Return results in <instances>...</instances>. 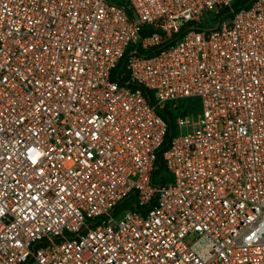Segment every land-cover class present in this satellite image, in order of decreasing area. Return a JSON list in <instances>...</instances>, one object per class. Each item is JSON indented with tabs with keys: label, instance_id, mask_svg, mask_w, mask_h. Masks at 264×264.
I'll list each match as a JSON object with an SVG mask.
<instances>
[{
	"label": "built area",
	"instance_id": "built-area-1",
	"mask_svg": "<svg viewBox=\"0 0 264 264\" xmlns=\"http://www.w3.org/2000/svg\"><path fill=\"white\" fill-rule=\"evenodd\" d=\"M234 2L0 0V264H264V0Z\"/></svg>",
	"mask_w": 264,
	"mask_h": 264
},
{
	"label": "trees",
	"instance_id": "trees-1",
	"mask_svg": "<svg viewBox=\"0 0 264 264\" xmlns=\"http://www.w3.org/2000/svg\"><path fill=\"white\" fill-rule=\"evenodd\" d=\"M255 0H235V2L232 5V9L234 10V12L240 11L242 9H248L252 6L253 2ZM225 15L231 16V10H227L224 12ZM195 24H189L188 27H184V29L181 31V33L177 36L174 37L173 41L177 38H180L183 36V33L190 27H192ZM149 33H151V31L148 30V28H145L142 31V37H146ZM154 53H148L147 55H153ZM129 57V52L126 54L124 60L122 61V63L120 64L119 67H121V65H123V63H125L127 61ZM118 67V68H119ZM159 115H161V117H163V119H165V121L168 123V132L167 135L165 137V142L162 145V147L160 148V150L157 153V160H156V170L153 174V179H152V184L153 185H157V186H161L163 184H165L168 180V170L166 168L165 165V161L163 158V154L164 152L168 149L169 147V143L172 140L173 136L176 133V124H175V113L174 111H172L169 106H166L165 108H163L162 110H159ZM135 196L131 195V197L127 200H125V202H123V204L121 205L122 208H127V207H131L133 208V204L135 201ZM132 205V206H131ZM134 209V208H133ZM28 264H31L28 263Z\"/></svg>",
	"mask_w": 264,
	"mask_h": 264
},
{
	"label": "rangeland",
	"instance_id": "rangeland-1",
	"mask_svg": "<svg viewBox=\"0 0 264 264\" xmlns=\"http://www.w3.org/2000/svg\"><path fill=\"white\" fill-rule=\"evenodd\" d=\"M205 17H207V14L205 15ZM187 105H189V104H191V105H197V102L196 101H188L187 100V103H186ZM198 110V109H197ZM197 110H195V111H197Z\"/></svg>",
	"mask_w": 264,
	"mask_h": 264
}]
</instances>
